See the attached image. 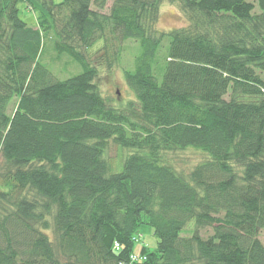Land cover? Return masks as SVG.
Masks as SVG:
<instances>
[{
  "label": "trees",
  "instance_id": "16d2710c",
  "mask_svg": "<svg viewBox=\"0 0 264 264\" xmlns=\"http://www.w3.org/2000/svg\"><path fill=\"white\" fill-rule=\"evenodd\" d=\"M164 3L187 25L156 30ZM129 40L134 100L114 103L97 67ZM48 45L80 72L55 78ZM262 73L264 0H0V264H264ZM189 149L183 173L167 156Z\"/></svg>",
  "mask_w": 264,
  "mask_h": 264
},
{
  "label": "rangeland",
  "instance_id": "374dc122",
  "mask_svg": "<svg viewBox=\"0 0 264 264\" xmlns=\"http://www.w3.org/2000/svg\"><path fill=\"white\" fill-rule=\"evenodd\" d=\"M54 3H60L62 0H53ZM111 5V2L107 3V8L103 12H108L109 6ZM24 3L19 5V17L22 21H24L28 26L30 27H37L38 23L36 22V18L39 12V9L37 7L33 8V11L31 10H24ZM38 20V18H37ZM187 25L186 16L181 12V10L176 7L175 5H171L168 3L162 4L160 8V17L158 20V23L155 27L156 30L159 31H170L173 29H178L181 27H184ZM53 37V35H48L47 37L50 38ZM45 37V40L48 43L50 40ZM130 42H126L124 45V50L122 54V60L121 64L115 63L110 70L106 69V58L103 59L101 62L102 65H98L95 61L96 59V53L102 48L103 42L101 41L97 42L93 47H91L88 50L89 56L91 61L95 62V65H98V77L96 80L97 86L100 88L101 93L104 97L112 99L113 102H120L121 104H124L125 102H128L129 100H134V95L132 91L128 88L126 83L124 82L123 78V71L124 69H130L129 71L134 70V59L135 57L140 53V46L137 42H134L129 40ZM49 46V45H48ZM46 47V44H45ZM43 62L48 65L53 74L54 77L58 80H65L69 76L76 74L77 72H80V69L78 66H75L72 60H70L66 56H60L54 58V53L51 50V46L47 47L45 49V54L43 55ZM89 59V60H90ZM111 59L109 58V61ZM161 62V61H160ZM264 78V73L261 74ZM111 100V101H112ZM15 102V101H14ZM14 102H12L10 109L12 106H14ZM108 157L114 158L118 156L117 149L111 145L107 151ZM170 163L173 164V166L182 171L183 173L189 172L195 165L198 163L204 161L203 155L199 154L195 150H185L180 151L177 153H173L167 156ZM122 164V163H121ZM120 164L117 168H111L112 173H117L121 171L122 165ZM6 168L3 164V159L0 154V188L6 189L5 184L9 180L6 178L5 174ZM8 184V183H7ZM52 220L49 217L48 223L51 224ZM193 225V224H192ZM192 227L191 225L186 227L184 236H187L191 234ZM211 231L209 229L205 231H201L200 235L202 238H206L209 236ZM142 239L141 241L135 243L136 247L139 245H146L149 247L150 250H154L157 244V239L149 232L142 230ZM52 237V236H51ZM259 240L264 243V231L259 236ZM143 245V246H144Z\"/></svg>",
  "mask_w": 264,
  "mask_h": 264
},
{
  "label": "built area",
  "instance_id": "2783aa9c",
  "mask_svg": "<svg viewBox=\"0 0 264 264\" xmlns=\"http://www.w3.org/2000/svg\"><path fill=\"white\" fill-rule=\"evenodd\" d=\"M115 248H116V250H119V247L117 246V244L115 245Z\"/></svg>",
  "mask_w": 264,
  "mask_h": 264
}]
</instances>
